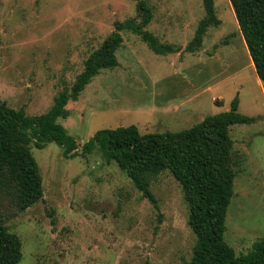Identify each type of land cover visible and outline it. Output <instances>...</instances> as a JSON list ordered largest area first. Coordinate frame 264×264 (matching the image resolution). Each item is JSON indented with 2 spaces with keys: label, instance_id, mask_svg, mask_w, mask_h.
Here are the masks:
<instances>
[{
  "label": "rangeland",
  "instance_id": "1",
  "mask_svg": "<svg viewBox=\"0 0 264 264\" xmlns=\"http://www.w3.org/2000/svg\"><path fill=\"white\" fill-rule=\"evenodd\" d=\"M146 1V29L178 51L156 53L123 31L117 66L101 69L58 121L80 145L119 125L177 131L228 110L238 94V111L259 119L229 126L235 177L224 239L236 255L246 253L264 238V88L231 2L213 0L219 25L187 51L202 0ZM130 17L138 18L136 0H0V102L45 112L114 23ZM97 148L65 157L53 141L31 144L42 198L24 210L0 201L5 226L21 240L17 264H187L195 235L179 182L168 170L151 178L154 204Z\"/></svg>",
  "mask_w": 264,
  "mask_h": 264
},
{
  "label": "trees",
  "instance_id": "2",
  "mask_svg": "<svg viewBox=\"0 0 264 264\" xmlns=\"http://www.w3.org/2000/svg\"><path fill=\"white\" fill-rule=\"evenodd\" d=\"M239 31L244 39L258 79L264 88V0H230ZM204 16L192 39L185 46L195 51L209 25L217 26L213 0H202ZM137 17L114 23L113 31L85 58L82 71L70 87L53 98L41 114H27L0 102V201L24 210L43 196L42 176L31 152V144L42 148L55 142L65 157L97 151L107 161H115L142 195L155 204L150 190L151 178L168 170L179 182L188 206V225L195 235L192 255L187 264H264V238L252 243L240 255L224 239L225 219L233 196L235 177L233 139L229 126L252 123L258 116L238 111V94L230 108L206 115L201 121L177 131L140 133L136 125H119L97 130L80 145L58 121L69 115L65 107L77 100L87 83L101 69L118 64L116 51L123 42L122 32L138 35L156 53L177 52L170 43L160 42L146 29L152 9L146 0H136ZM0 210V264H17L22 258L21 240L4 224Z\"/></svg>",
  "mask_w": 264,
  "mask_h": 264
},
{
  "label": "water",
  "instance_id": "3",
  "mask_svg": "<svg viewBox=\"0 0 264 264\" xmlns=\"http://www.w3.org/2000/svg\"><path fill=\"white\" fill-rule=\"evenodd\" d=\"M231 5H232V8L234 9V6H233V4L231 3Z\"/></svg>",
  "mask_w": 264,
  "mask_h": 264
}]
</instances>
